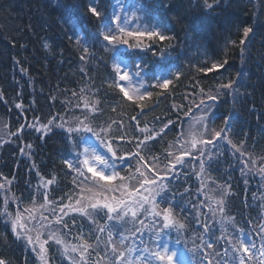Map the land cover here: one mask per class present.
Instances as JSON below:
<instances>
[{"label": "snow or ice", "instance_id": "6c2138e0", "mask_svg": "<svg viewBox=\"0 0 264 264\" xmlns=\"http://www.w3.org/2000/svg\"><path fill=\"white\" fill-rule=\"evenodd\" d=\"M218 3L199 0L204 11L213 10ZM86 11L96 22L91 38L81 31L71 12L65 14L64 23L71 32L69 41L80 53L83 75L87 76L84 66L97 59V45L108 55L110 72L103 82V95L108 90L116 93L141 115L150 108V102L158 104L165 94L174 95L175 84L183 75L168 59L175 37L166 34V24L154 21L143 0H114L110 12L104 11L98 0H89ZM252 31L245 27L243 37ZM239 43L244 45L245 39ZM44 47H49L47 42ZM243 51L241 48L242 55ZM152 57L159 59L150 65ZM228 63L226 56L210 64L205 57L192 67L207 77L226 70ZM236 85L235 80L227 79L206 89L193 76V92L184 99L198 95L199 102L190 100L186 111L184 104L174 103L175 121L168 119L156 131L147 124L140 127L137 117H131L143 138H129L122 120L100 119L105 115L100 87L72 91L74 99L63 102V113L53 115L39 127L27 125L44 135L54 129L63 133L68 151L62 156V164L65 175L71 178L70 193L50 199L53 186L61 180L57 173H51L40 176L29 203L24 205L11 191L12 180L4 178L0 182V223L36 255L40 264H53L49 255L52 245L61 256V264L65 260L67 264H264V223L256 233L258 247L228 212L231 183H221L212 175L213 166L224 154L222 149L227 148L245 184L249 176L264 180V154L254 156L246 151V140L236 143L230 138V117L224 118L222 127L217 128L215 123L214 110L221 96L236 91ZM15 107L21 109L22 105L17 103ZM177 124L180 131L175 143L170 142L162 155L146 156L157 138L166 136ZM24 129L22 124L9 135L17 136ZM133 143L135 151L127 148ZM181 175L195 177L196 202L180 203L191 191V186L183 193L173 190V181ZM77 217L82 223H77ZM213 224L220 225L219 236ZM229 225L238 235H229ZM209 233L211 237L206 239ZM69 234L72 241L65 239ZM7 239L6 233H0V241L7 243ZM0 264L10 262L0 257Z\"/></svg>", "mask_w": 264, "mask_h": 264}, {"label": "trees", "instance_id": "16d2710c", "mask_svg": "<svg viewBox=\"0 0 264 264\" xmlns=\"http://www.w3.org/2000/svg\"><path fill=\"white\" fill-rule=\"evenodd\" d=\"M98 2L103 9H108L111 0ZM88 3L89 0H0V121L7 125L9 133L17 132L22 124L34 119L47 123L53 115L63 113V102L74 99L72 91L95 86L101 88V98L105 102L102 105L105 115L100 119L122 120L129 138H143L131 117H137L140 127L147 124L156 131L168 119L175 121L172 105L182 103L186 111L191 106L189 101L198 97L184 99L185 95L193 92V76L206 89L220 80L233 79L242 85L233 104L229 94L221 96L216 106V111L221 114L216 118V126L222 127L224 118L230 116V138L236 143L246 140V151L254 156L264 154V0H219L217 6L209 11L199 6V0H143L154 21L166 24L169 29L166 34L175 37L168 59L183 75L175 84L174 95L165 94L159 98L158 104L150 102V108L142 115L138 108L123 101L116 93L108 90V94L103 95L106 90L103 82L109 78L110 69L106 66L108 55L99 45L96 46L97 59L84 66L87 76L80 72L83 66L80 53L68 39L71 32L64 23V16L71 12L81 31L91 38L96 22L86 11ZM245 27H253L246 46L239 43ZM229 41H235V46ZM45 42L49 45L47 49ZM241 48L244 49L243 55ZM147 55L151 56V53ZM225 56L229 63L220 73L204 77L192 67L205 57L210 64ZM158 59L152 57L149 64ZM17 103L22 105L21 109L15 107ZM112 107L116 108L115 112L111 111ZM232 107L236 109L234 115L229 111ZM179 131L180 125L177 124L166 136L157 138L152 151L145 155H162L170 142L175 143ZM32 132L24 130L17 136L10 135L6 142L0 144V182L4 178L12 180L11 191L21 198L24 205L29 203L31 187L37 176L57 173L61 177L53 187L57 194L62 189L68 190L71 183L62 164V156L68 151L63 133L53 130L47 135L36 136ZM29 144L30 152L27 147L22 156L21 147ZM129 147L130 150L135 149V143ZM222 150L224 154L213 166L212 175L219 182L227 181L232 185L233 195L228 198L229 214L235 217L238 227L245 226L248 216L258 215L261 220L264 184L258 175L247 177L245 184L235 158L231 159L230 150ZM28 152L35 167L28 166ZM189 186L190 193L181 200L184 203L197 201L198 183L195 177L186 179L183 175L178 181H173V190L178 193H183ZM187 206L191 213V204ZM0 233H6L8 237L7 243L0 241V257L10 264H37L25 244L16 241L10 229L6 230L2 223Z\"/></svg>", "mask_w": 264, "mask_h": 264}, {"label": "rangeland", "instance_id": "374dc122", "mask_svg": "<svg viewBox=\"0 0 264 264\" xmlns=\"http://www.w3.org/2000/svg\"><path fill=\"white\" fill-rule=\"evenodd\" d=\"M252 29H253V27H251ZM251 35V33L249 34V36ZM248 36V37H249ZM248 37L247 38H244L243 37V39H245V44H244V46H246V43H247V39H248ZM238 85L239 86H241L242 85V83H238L237 85H236V87H237V90L236 91H234V92H231L230 93V96H231V98L232 99H235V96L237 97V95H238ZM236 93H237V95H236ZM199 97V96H198ZM197 97V98H198ZM33 124H35L36 125V127H39L40 126V124H46V123H33ZM6 126V124L5 123H2L1 121H0V140H2V139H8V137H10V135H7L8 134V131H4V129L5 128H7V127H5ZM29 128V127H28ZM32 129H34V128H32ZM35 130V129H34ZM36 131V130H35ZM3 132V133H2ZM37 132V131H36ZM37 133H39V132H37ZM2 135L4 136V137H2ZM25 147L27 148V145H25ZM31 149V148H30ZM30 149H29V152H30ZM28 159V158H27ZM133 162H135V161H133ZM28 165H29V167H33L32 166V164H30V163H28ZM39 179H40V177L39 176H37V179H36V182L34 183V185H32V187H31V192H34V189H35V187H36V185H37V183H38V181H39ZM3 182V181H2ZM50 194H52V192L50 193ZM50 199H53V200H58V199H54V198H50ZM15 206L13 205V208H14ZM79 218V217H78ZM79 220H80V218H79ZM79 220H77V223H79L80 221ZM102 222V221H101ZM84 223H86V222H84ZM260 223H264V219L262 220V221H260ZM260 226V225H259ZM259 226H258V229L257 230H254V231H251V230H246L245 231V234H246V237L248 238V234H251V239H254L255 241H256V243H257V246L259 247V237L256 235V233L258 232V230H259ZM86 231H87V229H85ZM230 235H232V236H235V234H233V233H231ZM65 239L67 240V241H72V234H69L68 236H66L65 237ZM32 253V252H31ZM33 254V256L35 257V259H36V262H37V264H40V262H39V260H38V258L36 257V255L34 254V253H32ZM56 259H58V261H57V264H60V262H61V256L58 254L57 256H56ZM55 261V260H54Z\"/></svg>", "mask_w": 264, "mask_h": 264}]
</instances>
